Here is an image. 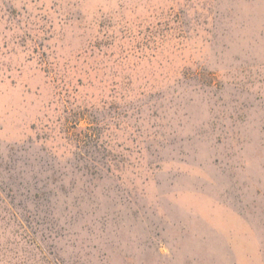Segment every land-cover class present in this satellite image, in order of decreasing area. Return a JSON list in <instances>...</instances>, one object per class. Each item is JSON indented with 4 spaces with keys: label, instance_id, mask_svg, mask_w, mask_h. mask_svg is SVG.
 Segmentation results:
<instances>
[{
    "label": "rangeland",
    "instance_id": "374dc122",
    "mask_svg": "<svg viewBox=\"0 0 264 264\" xmlns=\"http://www.w3.org/2000/svg\"><path fill=\"white\" fill-rule=\"evenodd\" d=\"M0 264H264V0H0Z\"/></svg>",
    "mask_w": 264,
    "mask_h": 264
}]
</instances>
